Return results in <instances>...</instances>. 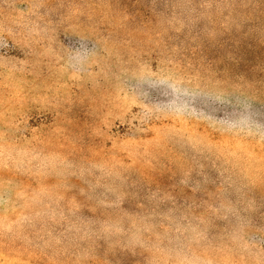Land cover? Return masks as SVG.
Returning a JSON list of instances; mask_svg holds the SVG:
<instances>
[{
    "label": "rangeland",
    "instance_id": "1",
    "mask_svg": "<svg viewBox=\"0 0 264 264\" xmlns=\"http://www.w3.org/2000/svg\"><path fill=\"white\" fill-rule=\"evenodd\" d=\"M0 264H264V0H0Z\"/></svg>",
    "mask_w": 264,
    "mask_h": 264
}]
</instances>
